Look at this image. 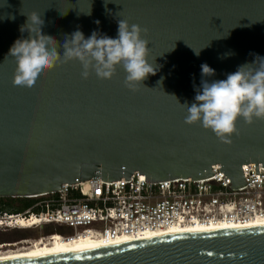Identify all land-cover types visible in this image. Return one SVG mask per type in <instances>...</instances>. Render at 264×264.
<instances>
[{"label":"water","instance_id":"water-1","mask_svg":"<svg viewBox=\"0 0 264 264\" xmlns=\"http://www.w3.org/2000/svg\"><path fill=\"white\" fill-rule=\"evenodd\" d=\"M33 12L61 56L77 30L85 39L93 32L116 38L119 20L147 29L141 35L149 62L156 57L155 75L131 90L122 67L111 79L94 72L85 79L73 60L44 72L31 89L14 86L9 50L29 37L20 29ZM251 54L264 57V0H0V198L134 173L151 182L202 179L217 164L232 188L244 185L243 165L255 164L256 175L264 167V118H239L226 143L199 122L186 124L181 105L195 102L202 80H225L254 62ZM203 64L215 74L203 76ZM0 264H264V227Z\"/></svg>","mask_w":264,"mask_h":264},{"label":"built area","instance_id":"built-area-1","mask_svg":"<svg viewBox=\"0 0 264 264\" xmlns=\"http://www.w3.org/2000/svg\"><path fill=\"white\" fill-rule=\"evenodd\" d=\"M212 169L213 176L195 180L151 182L134 173L120 181L64 184L56 192L21 197L29 209L4 215L0 228L53 229L32 241V247L53 238L109 244L175 228L264 222V167L258 164L259 176L255 164L243 165L245 184L236 188L220 165Z\"/></svg>","mask_w":264,"mask_h":264},{"label":"clouds","instance_id":"clouds-1","mask_svg":"<svg viewBox=\"0 0 264 264\" xmlns=\"http://www.w3.org/2000/svg\"><path fill=\"white\" fill-rule=\"evenodd\" d=\"M43 27L44 20L40 15L36 12L29 14L27 23L20 29L21 32L27 30L29 37L16 40L9 50V56L16 60L12 81L14 86L31 89L44 72L73 60L82 65L81 75L85 79L91 72L100 79H111L117 67H122L126 73L125 86L131 90H136L149 75H155L156 57L149 62V41L141 35L147 29L139 25L130 26L126 20H119L116 38L93 32L85 39L83 33L77 30L70 39L65 37L63 56L58 51L57 41L43 34ZM209 45L210 42L203 48ZM174 48L175 45L171 50ZM193 51L199 55L201 50ZM251 55L255 56L254 62L239 66L225 80L211 83L202 80L201 89L197 90L195 102L191 105H181L173 96L186 109V124L199 122L202 127L210 129L217 137L229 143L227 137L235 132L239 118L248 123H252L253 117L264 118V57ZM201 71L205 77L215 74L207 64L201 65Z\"/></svg>","mask_w":264,"mask_h":264},{"label":"bare ground","instance_id":"bare-ground-1","mask_svg":"<svg viewBox=\"0 0 264 264\" xmlns=\"http://www.w3.org/2000/svg\"><path fill=\"white\" fill-rule=\"evenodd\" d=\"M264 222L254 221L245 226H234V225H211V226H192L188 228H175L170 230H163L156 232L154 234L147 235L140 239H120L112 243H99L92 241L88 238L76 240L70 243H64L63 241H58L56 238H53L48 242H41L32 246L29 250L24 252H15V253H5L0 255V261H14V260H24V259H37L44 257H52L87 251H94L109 247H115L120 245H126L130 243L149 241L152 239H158L168 236L176 235H187L195 233H209V232H220V231H230V230H240V229H251V228H263Z\"/></svg>","mask_w":264,"mask_h":264},{"label":"flooded vegetation","instance_id":"flooded-vegetation-1","mask_svg":"<svg viewBox=\"0 0 264 264\" xmlns=\"http://www.w3.org/2000/svg\"><path fill=\"white\" fill-rule=\"evenodd\" d=\"M29 202L22 198H0V218L6 214L20 213L28 210ZM26 206V207H25ZM53 233L51 230H19L0 228V255L5 253L24 252L29 250L32 241L40 236Z\"/></svg>","mask_w":264,"mask_h":264},{"label":"trees","instance_id":"trees-1","mask_svg":"<svg viewBox=\"0 0 264 264\" xmlns=\"http://www.w3.org/2000/svg\"><path fill=\"white\" fill-rule=\"evenodd\" d=\"M29 204H30V203L26 204V206H29ZM26 206H25V207H26Z\"/></svg>","mask_w":264,"mask_h":264}]
</instances>
